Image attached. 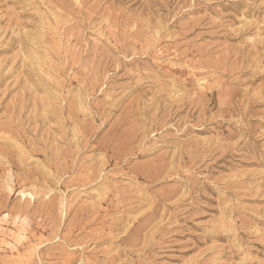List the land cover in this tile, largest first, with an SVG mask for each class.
<instances>
[{
  "label": "rangeland",
  "instance_id": "obj_1",
  "mask_svg": "<svg viewBox=\"0 0 264 264\" xmlns=\"http://www.w3.org/2000/svg\"><path fill=\"white\" fill-rule=\"evenodd\" d=\"M0 264H264V0H0Z\"/></svg>",
  "mask_w": 264,
  "mask_h": 264
},
{
  "label": "bare ground",
  "instance_id": "obj_2",
  "mask_svg": "<svg viewBox=\"0 0 264 264\" xmlns=\"http://www.w3.org/2000/svg\"><path fill=\"white\" fill-rule=\"evenodd\" d=\"M23 194H24V192H23ZM19 226H21V225H19ZM21 233H23V229L20 231V236H24V234L22 235Z\"/></svg>",
  "mask_w": 264,
  "mask_h": 264
}]
</instances>
